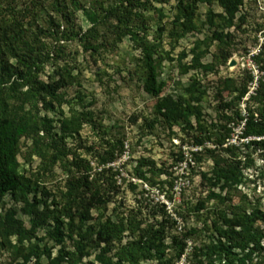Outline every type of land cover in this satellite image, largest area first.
I'll use <instances>...</instances> for the list:
<instances>
[{
    "label": "trees",
    "instance_id": "1",
    "mask_svg": "<svg viewBox=\"0 0 264 264\" xmlns=\"http://www.w3.org/2000/svg\"><path fill=\"white\" fill-rule=\"evenodd\" d=\"M198 1L177 0L166 33L169 51H163L158 43L145 38L149 25L144 12L151 6L149 0L114 3L91 0L87 6L79 0H0V202L9 194L14 202L22 204L21 211L31 218L30 226L26 228L23 221L15 218L13 211L0 215V249L13 251L14 259L19 258L16 264H42L41 258L46 259V264H142L154 260L157 264H179L186 251L185 238L195 237L201 231L211 233L210 237L194 245L182 264H250L257 257L264 264L263 236L254 227L257 221L264 220V216L258 210L247 212L242 205L233 204L230 197H226L227 204L215 207L208 227L190 229L181 238L173 236L169 248L163 244L168 234L164 226L159 229L151 225L143 227L135 215L113 220L107 211L110 204L116 203L119 187L111 178L114 175L107 165L122 156L125 135L120 133L118 138H110L101 122L95 121L92 112L78 111L73 106L58 122V133L53 132L51 120L39 115L40 109L51 111L55 106H62L63 96L58 91L73 80L70 71L49 82L38 78L51 60L52 51H62L61 41L77 40L83 51L94 57L129 37L140 50L144 91L156 98L151 125L160 123L169 131L176 127L193 132V145L204 147V153L213 159L207 179L211 188L222 192L226 187L240 184L243 178L240 163L219 161L214 154L218 147L227 144L232 133L228 123L233 119L243 124V137L260 139L250 141L249 145L264 147V73L256 80L253 94L248 95L247 82L235 89L237 94L229 102L219 104L223 111H231L234 103L239 105L248 95L244 116L238 110L233 111L234 117L225 115L227 124L218 127L213 150L205 147V142L215 133L211 130L214 125L209 127L203 120L199 104L206 91L198 77L192 76L191 83L181 87V93L174 99L161 96L166 84L158 80L163 58L175 61L179 75L185 76L191 71H213L215 65L225 66L231 57L227 51L230 35L224 30L235 28L243 0H202L208 6L209 24L214 31L210 37L195 41L189 51L182 50L176 59L171 58L179 42L198 30ZM213 4L221 9V13L213 12ZM79 8L91 25L86 32L74 23V14ZM154 11L162 20L163 11ZM26 13L33 14V19L20 25L18 15ZM38 21H41L40 28H37ZM33 25L38 33L28 36ZM42 38H49L54 44L48 45ZM214 42L217 45L213 62L203 64L202 60ZM262 52L253 57V61L257 63ZM189 56L190 61L184 62ZM231 80L225 78L222 84L232 83ZM248 80L252 81V78ZM218 95L221 97L220 91ZM86 125L97 133L103 144L94 153L97 172L92 178L89 162L81 153H72L67 145V140L77 138ZM22 139L30 141L26 161L29 163L33 156L39 159L36 170L28 174L21 171L18 159ZM234 149V145L222 148L231 154ZM85 150L93 153L94 148ZM180 157L182 161L183 157ZM55 167L65 177L62 189L53 195L46 190L45 183L57 178ZM133 172L137 179L149 184H153L157 175L154 163L144 158L137 161ZM202 176L205 179V175ZM207 198L220 202L221 194L210 190ZM204 204L205 201H200L196 209L204 210ZM47 223L51 228L45 232L46 243L33 242L38 227ZM127 236L133 240L123 243ZM48 242L52 245L48 246ZM91 256L92 262L87 260Z\"/></svg>",
    "mask_w": 264,
    "mask_h": 264
},
{
    "label": "rangeland",
    "instance_id": "2",
    "mask_svg": "<svg viewBox=\"0 0 264 264\" xmlns=\"http://www.w3.org/2000/svg\"><path fill=\"white\" fill-rule=\"evenodd\" d=\"M79 1L84 6L91 4V0ZM118 1L111 0V3ZM149 1L151 6L144 12L149 25L145 38L149 42L158 43L163 51H169L166 33L177 0ZM154 9L163 11L162 20L158 19ZM211 9L216 14L221 13V9L216 4H213ZM207 11L208 6L199 0L196 21L198 30L189 33L179 42L178 47L171 54L172 59H176L182 50L189 51L195 41L211 36L214 28L209 24ZM237 18L235 28L224 30V33L230 35L227 51L231 53L225 66L215 65L213 71L203 72L204 74L191 71L185 76H180L177 63L163 58L159 70L158 80L166 83L162 97L168 96L174 99L175 95L181 93V87L191 83L192 76H197L200 80V85L206 91L205 97L199 104L202 108L203 120L209 127L214 125L211 130L215 133L210 141L205 142V147L212 150L215 148L213 143L218 138V127L227 124L225 115L234 117L233 111L238 110L244 116L248 96L239 105L234 103L231 111H223L219 104L229 102L237 94L235 89L247 82L249 94L254 93L256 80L264 73V0H243ZM32 19L31 13L18 15L17 18L20 25H25ZM74 23L76 27L81 28L82 32L91 29L81 8L74 14ZM40 25L41 21H38L37 28H40ZM37 31L36 26L33 25L28 36L38 33ZM42 41L48 45L53 43L49 38H42ZM60 45H62V51H52L51 60L45 64L38 78L49 82L51 79L63 77L70 71L73 80L70 79L68 84L58 91L63 96L62 106H55L51 111L40 109L39 115L51 120L53 132L58 133V122L68 115L69 109L73 106L78 111L92 112L95 121L101 122L110 138H118L120 133L125 135L122 156L107 165L114 175H110L111 178L119 187L115 198L116 203L109 205L108 216L113 220H119L125 219L128 215H135L142 221L143 227L151 225L154 229H159L164 226L168 234L163 244L168 248L173 236L181 238L190 229L208 227L214 217L215 207L219 208L227 204L226 197H230L233 204L242 205L247 212L258 210L264 216V147L258 144L243 147L238 145L237 141L233 154L222 150L231 145V142H227L222 148L218 147L214 154L216 159L240 163L243 178L240 184L226 187L222 192L217 188H211L207 179L210 177L213 159L212 156L204 153V147L193 145L191 139L193 132H185L176 127L169 131L160 123H156L154 127L151 125L155 117L153 106L156 98L144 91L140 50L134 47L129 37L124 38L113 48L100 51V55L94 57L85 53L77 40H64L60 42ZM216 45V42L211 44L202 60L203 64L213 62ZM261 51H263L262 55L256 63L252 58ZM190 59L189 56L184 62H189ZM231 61L234 62L233 66H230ZM10 62L15 63L13 59ZM225 78L232 79L233 82L223 85ZM249 78H252V81H249ZM218 91L221 92V97ZM241 125L236 119L229 122L228 127L232 128L231 134H239ZM100 143L97 133L89 125L84 126L77 138L67 140L68 148L72 150V153L74 151L81 153L82 157L89 162L92 168L91 178L97 172L94 153L101 149L100 146L103 144ZM29 146L28 139L21 140L18 159L21 171H25L26 174L35 171L39 165V159L35 156L29 163L26 161ZM89 147L94 148L93 153L85 150ZM180 156L183 157L182 161ZM140 158L154 163L157 175L153 184L139 180L134 175L133 169ZM54 172L57 178L47 180L45 187L51 194L56 195L62 189L65 174L58 167L54 168ZM210 190L221 194V203L207 198ZM31 198L32 195L29 199ZM38 200L41 201L39 198ZM200 201H205L204 210L198 211L196 205ZM21 207L22 204L14 202L8 194L0 202V215L13 211L15 218L23 221L26 228H29L31 218L21 211ZM92 215L93 218L96 217V213L93 212ZM171 220L173 224H169ZM254 227L262 234V243H264V220L257 221ZM50 228V223L39 226L33 242L39 245L45 244L44 235ZM201 232L195 237L185 238L186 251L179 264L184 263L185 257L190 255L194 245L207 241L210 237L211 233ZM127 240H133V238L127 236L123 243ZM51 245L52 243L48 242V246ZM14 257L13 251L0 249V264H16L19 258L14 259ZM87 260L92 262L93 256ZM40 261L46 264L45 258H41ZM261 261L262 259L257 257L250 264H261ZM142 264H157V261Z\"/></svg>",
    "mask_w": 264,
    "mask_h": 264
},
{
    "label": "built area",
    "instance_id": "3",
    "mask_svg": "<svg viewBox=\"0 0 264 264\" xmlns=\"http://www.w3.org/2000/svg\"><path fill=\"white\" fill-rule=\"evenodd\" d=\"M251 94H253V93L251 92ZM248 95H250V94H248ZM242 126H243V124L241 125V129L239 130V134H237V135L231 134L230 135L229 139L227 140L228 143L231 142V145H234L236 147V144H237V141H238L239 142L238 145L246 147V146H249L250 141H252V140H260V139L253 138V137H243L242 133H241Z\"/></svg>",
    "mask_w": 264,
    "mask_h": 264
},
{
    "label": "water",
    "instance_id": "4",
    "mask_svg": "<svg viewBox=\"0 0 264 264\" xmlns=\"http://www.w3.org/2000/svg\"><path fill=\"white\" fill-rule=\"evenodd\" d=\"M233 65H234V62H233V61H231V62H230V66H233Z\"/></svg>",
    "mask_w": 264,
    "mask_h": 264
}]
</instances>
